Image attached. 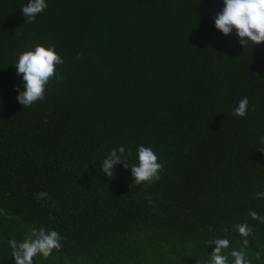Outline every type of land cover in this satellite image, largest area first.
<instances>
[{
  "label": "trees",
  "instance_id": "trees-1",
  "mask_svg": "<svg viewBox=\"0 0 264 264\" xmlns=\"http://www.w3.org/2000/svg\"><path fill=\"white\" fill-rule=\"evenodd\" d=\"M27 2L0 0V264L40 228L62 247L33 264H210L216 238L229 264L232 250L264 264V223L249 216H264V42L243 48L215 28L223 0H46L32 23ZM37 44L63 58L64 79L23 108L15 64ZM140 145L159 181L101 172L120 146L137 164Z\"/></svg>",
  "mask_w": 264,
  "mask_h": 264
},
{
  "label": "clouds",
  "instance_id": "clouds-1",
  "mask_svg": "<svg viewBox=\"0 0 264 264\" xmlns=\"http://www.w3.org/2000/svg\"><path fill=\"white\" fill-rule=\"evenodd\" d=\"M223 5L222 11L214 18L216 29L224 35H229L235 30L243 48L249 43L258 45L264 42V0H223ZM47 7L46 0H28L21 7L25 22H34ZM16 34L21 35L19 32ZM80 58V55H77V59ZM63 63V58L54 47L46 48L37 44L34 49L20 53L15 68L18 75L22 74L24 90L16 89L18 103L24 108L43 101L48 84L53 79L57 81L64 79L62 75H57V66ZM248 107V98L244 97L233 109V114L243 118L247 114ZM259 145H264V137L260 138ZM256 150L264 154V147H257ZM124 153V147L120 146L111 150L103 159L100 170L107 178H114V166L121 164L125 169H131L134 183L130 188L141 183L151 185L159 181V173L163 165L152 148L140 145L137 148L138 163L131 167ZM39 195L46 196L44 193ZM255 195L257 198H264V192H257ZM249 216L264 223V216L255 211H250ZM233 231L238 232L243 238L242 243L246 246L247 237L253 230L247 223H240L233 226ZM61 240V235L55 230L33 229L22 242H17L15 239L9 241L11 257L15 264H33L35 257L41 256L47 259L54 250L59 251L62 247ZM208 244L214 246L210 254V264H229L228 255L224 254L225 250L230 248V241L227 238H216L208 241ZM229 255L233 258L231 264H250L243 251L232 250Z\"/></svg>",
  "mask_w": 264,
  "mask_h": 264
}]
</instances>
